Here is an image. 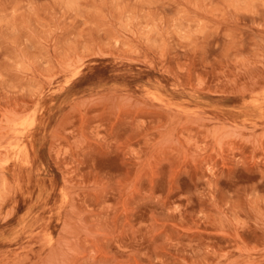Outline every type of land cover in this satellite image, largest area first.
Returning <instances> with one entry per match:
<instances>
[{
  "label": "rangeland",
  "instance_id": "rangeland-1",
  "mask_svg": "<svg viewBox=\"0 0 264 264\" xmlns=\"http://www.w3.org/2000/svg\"><path fill=\"white\" fill-rule=\"evenodd\" d=\"M0 162V264H264V0H0Z\"/></svg>",
  "mask_w": 264,
  "mask_h": 264
},
{
  "label": "bare ground",
  "instance_id": "bare-ground-1",
  "mask_svg": "<svg viewBox=\"0 0 264 264\" xmlns=\"http://www.w3.org/2000/svg\"><path fill=\"white\" fill-rule=\"evenodd\" d=\"M31 126V125H30ZM11 144H14V143H11ZM9 147H11V146H9ZM12 147H15V146H12ZM8 148V147H7ZM15 148H17V146L15 147ZM18 148H19V146H18ZM11 149V148H10ZM14 150V149H13ZM18 153V152H17ZM5 161H6V159H5ZM3 162V161H2ZM6 163V162H5ZM2 164H4V163H2ZM0 165H1V162H0ZM65 197V196H64Z\"/></svg>",
  "mask_w": 264,
  "mask_h": 264
}]
</instances>
